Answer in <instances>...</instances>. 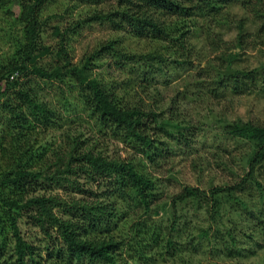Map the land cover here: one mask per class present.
<instances>
[{
    "label": "rangeland",
    "instance_id": "obj_1",
    "mask_svg": "<svg viewBox=\"0 0 264 264\" xmlns=\"http://www.w3.org/2000/svg\"><path fill=\"white\" fill-rule=\"evenodd\" d=\"M245 2L237 0L234 5L224 7L221 16L225 15L227 20L220 19L219 25L209 18L196 17L195 28H210L215 39H224L226 43L222 44V47L227 53L232 52L238 56L233 65L235 69H259L264 72V46H256L253 43L244 51L235 47L239 34L237 28L241 21L245 23L246 31L250 34H256L260 28L254 13L250 9H244ZM9 7L10 13L6 9H0V71L3 66L11 63L17 42L24 39L23 27L17 19L20 16L19 3L13 0ZM116 11H119V2L116 0H50L43 11V17H49L50 27L43 36L42 50L34 55L35 60L29 66L37 64L52 69L57 66V61L62 60L59 52L61 40L56 35L57 25L60 31H64V27L74 21L91 19L95 14L111 13L109 18L99 22L94 19L95 21L83 25L68 36V45L65 46L68 59L73 64L80 65L95 53L91 78H97L109 92L119 96L122 103L137 106L148 113L153 111L161 115L162 121H171L172 124L181 126L180 132H183L189 141L180 146L174 141L172 145L167 143L172 149L152 164L143 154H137L128 148L122 142V137H116V132L101 125L93 108L88 103L85 104L83 91L78 87L70 89L67 85L56 81L49 82L36 75L19 77L21 82L29 83L28 86L37 91L42 100L59 111V118L48 131L43 130L40 125L35 126L30 141L35 150L42 148L36 153L34 165V172H40L41 175L38 178L30 177L25 190L14 194L21 200V205L32 199H45L48 209L47 215L36 205L23 209L19 212L20 215L12 212L17 217L21 237L33 247V254L26 258L27 264H95L89 259L77 262L68 256L63 232L69 224L74 236L77 238L78 235L81 240L93 242L103 238L109 240L114 236L115 240L112 242H123L117 249V264H144L132 258L133 253L128 246L141 239L137 230L135 231V224L140 219L139 216H143V209L137 207L139 212L132 210L129 218L116 222L118 229L114 227L108 233L107 230H102L85 235L82 231L80 226L84 220L83 215L87 214L84 207L88 203L95 200L114 203L117 199L114 185L111 193L106 194V180L99 174L94 175L92 172L91 176L85 171L90 165L81 158L83 154L114 162L128 160L133 155L140 173L154 181L164 192L160 204L179 193L185 186L208 191L213 186L226 185L233 180L234 177L226 173L227 166H230L227 165L229 157L223 155L221 158V154L217 153H220L223 146L225 151L234 152L235 162L236 158L246 153L249 148H243V144L237 148L234 140L226 138L223 123L241 119L264 125V90L260 89L258 93L241 97L229 94L220 101L213 99L212 95L207 98L200 92H190L193 90L191 82L196 83L203 78L204 84L211 81V66L215 64L214 60L219 56L217 54L222 52V47L220 51H214L213 46L206 41V36L196 32L187 42L192 48L182 56L181 46L178 52L168 47L169 43L165 40L146 39L132 32L129 25L123 24L121 27V21L114 14ZM162 19L168 23L167 18ZM183 42L179 41L182 44ZM122 54L130 55L131 57L127 58L132 59H123ZM202 71L205 72L203 76ZM260 83L262 88L264 83ZM64 100L70 102L68 106L64 105ZM11 116V113L0 106V173L1 168L8 170V164L12 163L13 155L17 153L16 146L12 148L9 143L12 141L11 135L8 134ZM166 129L175 134L179 132V129L173 127ZM156 135L157 141H167L164 135ZM74 140H78L76 153L72 150ZM23 142L24 139L21 140V143ZM187 144L189 145L185 147ZM3 150L11 152L10 156L7 153V159H2ZM71 155L76 158L71 160ZM220 158L223 160V170L215 163H222ZM198 164L204 166L205 171L201 172ZM236 171L240 175L243 174L240 167H236ZM252 193L255 198L248 199L246 210L241 209V213H230L225 209L222 211V225L227 224V228L234 231V237L235 234L238 237H235L233 257L222 256V253L216 255L213 253L216 249L209 248L207 253L189 252L187 254L190 258L183 255L179 261L171 259L167 264H186L187 261L191 264H264V192L262 195L257 190ZM9 194L10 192L8 196ZM190 209L191 214H194L193 223L197 225V229L201 233L208 230L209 209H198L193 205ZM251 212L256 216H252ZM152 215L153 220H161L170 214L155 207ZM3 217L0 264H15V239L9 217ZM258 219L261 221H257ZM227 228L223 230V235H229ZM185 233L189 231L186 230ZM201 233L196 232L193 235L194 242L197 243ZM153 239L155 238L150 237L146 240L152 243ZM182 241L193 242L187 237Z\"/></svg>",
    "mask_w": 264,
    "mask_h": 264
},
{
    "label": "trees",
    "instance_id": "obj_2",
    "mask_svg": "<svg viewBox=\"0 0 264 264\" xmlns=\"http://www.w3.org/2000/svg\"><path fill=\"white\" fill-rule=\"evenodd\" d=\"M12 1L0 0V9H6L9 12ZM14 1L20 6V16L17 19L23 27L24 39L17 42L18 46H16V52L13 54L14 58L11 63L3 66L0 71V106L12 114L9 118L10 133H8L11 135L12 141L9 143L12 148L15 146L17 148L12 163L8 164V170L1 168L0 204L4 206H0V232L4 233L3 215H7L16 243L17 260L15 264H27L26 258L33 254V247L21 237L17 217L12 212L20 215L19 212L23 209L32 208L36 205L40 206L47 215L48 209L45 205V199L36 198L28 201L25 205H21V200L17 199L14 194L25 190L27 183L30 182V177L38 178L41 175L40 172H34V165L36 153L42 148L35 150L30 141L35 126L40 125L43 130L48 131L54 121L59 118L57 113L59 111L42 100L37 91L35 92L31 86H28L29 83L21 82L19 77L36 75L49 82L56 81L67 85L70 89L78 87L83 91L85 104L88 103L93 108L101 125L116 132V137H122V142L128 148L137 154H143L152 164H155L161 156L172 149L167 143L172 145L174 141L176 145L180 146L184 145L183 143H188L189 139L183 132H180L181 126L172 124L171 121H162L161 115L153 111L148 113L137 106L122 103L119 96L109 92L97 78H91L90 73L95 61V53L80 65L73 64L68 59V51L65 48L68 45V36L82 28L83 25L95 21L94 19L99 22L109 18L111 13L95 14L91 19L74 21L64 27V31H60L57 25L56 35L61 40L59 52L62 55V60L57 61V66L52 69L37 66V64L31 67L29 64L34 62V55L42 50L43 36L47 28L50 27L49 17H43L44 7L50 0ZM116 1L119 2V11L114 12V14L121 21V27L123 24L129 25L132 32L146 39L165 40L169 43L168 47L173 50L176 49L178 52L181 46L180 51L183 56L188 49L190 51L192 48L187 42L196 32L206 36V41H209L208 44L213 46L214 51L221 50L222 44L226 43L224 39L219 37L215 39L210 28H195V18H209L219 25L220 19L227 20L225 15L224 17L221 16L223 8L234 5L237 0ZM243 2H245L243 3L244 9H250L254 13L253 16L260 28L253 35L246 31L244 22L241 21V24H238L239 34L235 47L241 51L248 49L249 45L253 43L256 46H264V0H243ZM162 17L167 18L168 23ZM179 41L184 42L182 44ZM224 49L222 47L223 53L217 54L219 56L214 60L215 64L211 66L213 74L211 81L204 84L205 79L203 78L199 82H191L193 90L190 92H200L207 98L212 95L213 99L220 101L229 94L234 97H241L245 94L258 93L260 89L264 90V84L262 88L259 85L261 84L260 81L264 83V72L259 69H235L233 65L238 60L237 54L227 53ZM123 57L126 60L132 59L127 58L131 57L130 55H123ZM201 73V76L205 74L204 71ZM206 73L211 74L208 71ZM69 103L68 100H64L65 106H68ZM223 125L224 135L226 138L234 140L237 143V148L240 144H243V148L246 146L249 148L246 153L239 155L235 162L234 152L225 151L223 146L220 153H217V155L221 154V158L223 155L229 157L227 165L230 166H227L229 169H226V173L234 177L233 180L226 185L213 186L208 191L199 187L185 186L179 193L168 197L165 203L159 204L164 192L155 185L154 181L140 173L139 168L135 165L133 155L128 160L114 162L102 157L83 154L81 158L90 165V169L87 168L85 171L89 172L91 176L92 172L94 175L99 174L106 180V194L111 193L112 185H114L117 196L114 203L106 200H95L84 207L87 214L84 213V220L80 226L84 234L88 235L102 230H107L108 233L114 227L118 229L117 221L120 222L121 219L129 218L132 210L139 212L138 208H140L143 209L144 218L142 215L139 216L140 219L135 224V231L137 230V235L141 239L128 245L133 253L132 258L137 261L144 264H167L171 259L179 261L183 255L190 258L187 254L189 252L207 253L209 248H215L216 251L213 253L216 255L222 253V256L233 257L235 237H238L236 234L234 237V231L227 228V224L222 225V211L225 209L230 213L234 211L241 213L242 210L247 209L248 199L255 198L252 193L254 190H257L260 195L264 192V125L241 119L223 123ZM170 127L179 129V132L175 134L166 129ZM156 134L164 135L167 141H157ZM22 139H24L23 143H21ZM73 143L75 145L72 150H75L76 153L78 140H74ZM7 153L10 156V150L2 151V159H7ZM19 154L21 156H17ZM70 158L72 160L76 157L71 155ZM221 162L220 164L218 161L215 163L223 170V160ZM198 166L201 172L205 171L204 166H200V164ZM236 167L242 168L243 174H238ZM237 177L239 178L237 179ZM12 189L19 190L13 191ZM8 192H10L9 196ZM192 205L197 206L198 209L202 207L209 209L208 222L210 226L208 230H203L202 233L193 223L194 214H191L190 209ZM155 207L170 215L165 219L162 217L161 220H153L152 212ZM251 215L256 216L254 212H251ZM217 221H220L218 225L216 224ZM257 221L260 222L261 220L258 219ZM226 228L228 236L223 235V230ZM71 229L69 224L63 232L67 246L66 251L70 258L77 262L82 259H89L95 264H117V249L123 245V242H112L115 240L113 239L114 236L109 240L103 238V240L97 239L93 242L81 240L78 235L77 238L74 236V231ZM186 230L189 233L186 234ZM196 232L201 233L197 243L193 241V235ZM150 237L155 238L152 243L146 240ZM184 237L190 238L193 242H185V244L182 241ZM218 247L221 249L219 250ZM186 264L191 263L187 261Z\"/></svg>",
    "mask_w": 264,
    "mask_h": 264
}]
</instances>
